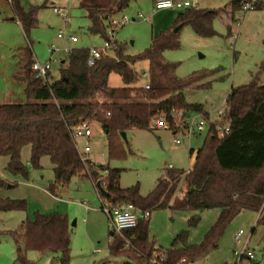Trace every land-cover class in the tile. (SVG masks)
Segmentation results:
<instances>
[{
    "label": "trees",
    "instance_id": "16d2710c",
    "mask_svg": "<svg viewBox=\"0 0 264 264\" xmlns=\"http://www.w3.org/2000/svg\"><path fill=\"white\" fill-rule=\"evenodd\" d=\"M3 1L12 12V19L28 37L29 31L37 26L38 13L44 5L25 7L21 0ZM132 1L79 0L78 8L89 22L87 32L108 41L106 30L111 16L126 9ZM242 2L231 0L226 12L231 19ZM263 8L264 1L254 3V10ZM217 17L219 10L184 8L176 15V31L169 29L154 36L150 46L132 58L148 62V88L144 83L136 84L142 72L138 74L131 65V58L115 40L111 54L100 56L91 65L87 63L89 49L73 48L67 59L62 60L57 77L51 81L48 79L50 71L45 79L32 71L33 53L28 44L17 47L13 54L15 69L11 78L22 88L28 101L0 103V156L8 158L6 171L27 178L28 168L21 161L20 153L23 147L29 146L31 168L40 169L39 161L43 156L50 159L53 182L48 192L53 195L54 186H64L73 176H79L89 178L96 187L99 183L102 188L101 191L97 187L99 196L112 206L132 204L149 213L157 207L191 211L220 209L203 240L182 248L156 247L148 237V220L123 230L122 234L130 240V252L120 250L123 239L112 235L109 253L124 255L128 260L126 264H190L217 247L226 226L241 211L257 212V220L264 222V85L258 84V74L253 75L249 83L230 89L222 116L209 123L188 172L165 169L166 178L160 176L146 194L139 192L138 184L120 187L119 168L104 164L93 168L92 163L86 169L71 137L70 127L78 120L97 121L106 134L108 159H120L125 156L120 132L151 130L150 122L159 113L165 115L169 129L175 131V113L180 112L181 117L201 113L202 106L188 102L183 89L192 85L206 86L209 83L201 81L214 71H196L180 78L175 74L178 63L166 61L163 52L179 48V30L186 24L200 37L216 35L212 25ZM112 73L121 77L124 86L108 84ZM202 116L208 119L206 113ZM227 121L229 131L220 134V128ZM102 171L106 172L104 177L100 174ZM7 183L9 181L0 175V189ZM180 183L184 191L180 190ZM13 210H26V201L0 196V211ZM192 223L195 224L194 219ZM69 231L66 214L34 213L32 219L27 218L17 229L5 231L16 244L13 264H32L25 256L27 250L40 255L51 253L50 264H69Z\"/></svg>",
    "mask_w": 264,
    "mask_h": 264
},
{
    "label": "rangeland",
    "instance_id": "374dc122",
    "mask_svg": "<svg viewBox=\"0 0 264 264\" xmlns=\"http://www.w3.org/2000/svg\"><path fill=\"white\" fill-rule=\"evenodd\" d=\"M197 1L199 8L219 10V17L212 25L216 35L200 37L186 24L179 30V48L165 50L163 57L168 62L178 63L175 74L180 78L196 71H214L201 81L208 82L206 86L192 85L183 89L186 100L200 104L201 113H206L208 119L204 129L190 135L173 133L169 128L128 129L125 139L122 138L125 156L112 160L108 159L107 138L99 122L90 121L92 134L89 139H78L80 148L85 144L90 145L89 159L93 168L96 164H104L121 169L119 186L122 188L138 184L139 192L146 194L169 163L175 169L184 172L188 170L205 138L209 123L215 120L217 110L225 105L230 89L249 83L255 74L259 76L258 84L264 85V8L237 11L231 19L226 13L231 0ZM21 3L25 7L29 4L44 6L38 13L37 26L29 31L28 37L17 22L0 20V103L28 101L22 88L11 78L15 69L13 54L17 47L28 44L37 60L44 63L50 57V45L58 49L64 46L93 49L104 47L106 42L103 37L87 32L89 22L83 10L78 8L79 0H21ZM153 3V0H133L126 9L111 16L118 24L109 23L106 30V33L113 30V39L123 48L124 54L131 58V65L138 74L147 71L148 62L134 61L132 58L149 47L154 36L169 29L174 31L178 26L175 24L176 15L182 10L167 8L154 11ZM52 6L60 7L69 21L65 22L64 18L54 13ZM5 12L11 16L9 10ZM1 15L4 17V14ZM123 16L126 21L122 19ZM59 30H63L67 36H75L77 41L71 43L66 38H58ZM55 57L57 61L51 63L49 70L50 81L57 77L61 61L67 59V55L62 52L55 53ZM147 79L141 74L136 84L142 85ZM108 84L112 87L124 86L121 77L114 73L110 74ZM174 118L176 122H181L180 112ZM174 138H179L180 143L175 144ZM29 154L30 147H23L20 159L28 168L27 178L6 171L8 158L0 156V175L9 181L1 188V194L3 197L26 201V210L0 211V264H13L16 259V244L5 231L17 229L24 220L32 219L36 212H59L69 218V264H126L128 260L124 255L112 256L109 253V244L114 239L112 235L117 233L109 227L108 217L102 210L103 197L99 196L92 180L73 176L64 186H54V195L60 201L48 195L45 198L37 188L48 190L52 184V164L47 156H43L39 161L41 168L33 169L29 164ZM100 174L104 177L106 172ZM10 183L15 185L11 186ZM179 187L184 191L182 183ZM103 203H107L105 198ZM219 212V208L191 211L157 207L151 210L148 218L149 240L162 249L171 245L182 248L198 244L217 220ZM257 217V212L241 211L226 226L217 247L190 264H264V222L257 220ZM239 229L244 233L241 235V243H236L234 234ZM117 235L124 242L120 250L130 252L125 240L127 238L123 234ZM246 239V247L254 257L248 259L244 256L236 263L237 253ZM25 256L32 264H50L52 254L40 255L36 251L27 250Z\"/></svg>",
    "mask_w": 264,
    "mask_h": 264
},
{
    "label": "built area",
    "instance_id": "2783aa9c",
    "mask_svg": "<svg viewBox=\"0 0 264 264\" xmlns=\"http://www.w3.org/2000/svg\"><path fill=\"white\" fill-rule=\"evenodd\" d=\"M7 3H11V0H5ZM261 0H243L240 12H245L248 10L254 9V3ZM264 1V0H262ZM197 8L198 1L197 0H155L153 3V10L157 11L159 9H167V8H178V9H184V8ZM52 10L57 15L64 18L65 22L69 21V18H67L66 14L62 13V9L60 7L52 6ZM138 16H141V14H138ZM122 19L126 21V17L123 16ZM111 24H118L114 19L110 18ZM58 38H66L69 42L75 43L77 41V38L73 35H66L63 30H59L57 33ZM107 37L109 38L108 41L105 42V46L102 48H93L88 50V57H87V63L89 65L93 64L95 59H98L100 56L104 54H109L110 48L114 46V39H113V30H108ZM73 50V48L69 46H64L62 49L55 48L54 46L50 45L48 46V51L50 52L49 59L44 62L40 63L36 56L32 54V63H31V69L35 72L36 76L45 79L47 76V73L50 70L51 63H54L57 61V58L55 57V53L62 52L65 55H69L70 52ZM62 62V61H61ZM142 76H146L148 78L147 71H143ZM145 88H148L147 80L145 81ZM225 104H226V98H225ZM225 105L217 110L215 120L211 122L217 121L224 111ZM176 114V113H175ZM174 114V115H175ZM109 113H106V116H108ZM197 117V118H196ZM206 121L201 113H198L197 115H186L183 114L181 117V122H176L175 124V131L176 132H182L184 135L188 134L190 135L193 132H200L204 129L206 126ZM150 126L153 129L156 128H169V124L167 120L165 119V115L163 113H159L153 116ZM71 130V137L75 143L76 150L78 152V155L85 165V168H88L89 164H92L89 159V152L91 151V147L89 144H85L82 148L78 145V139H89L92 134L91 129V122L88 119H80L75 124H73L70 127ZM229 131V122L227 121L222 127L220 128V134H223L225 132ZM174 143L179 144L180 139L174 138ZM167 170L174 169V166L172 163H169L167 165ZM189 170V169H188ZM188 170L185 172L187 173ZM164 178H166L165 171L162 173ZM94 184V183H93ZM95 188L97 189L96 185L94 184ZM102 198V210L107 215L109 220V227L112 229L113 232H116L117 234L121 235L123 230L134 227L139 221H146L149 218V211L148 210H141L137 207H135L132 204H119L117 206H112L108 201L107 203H103ZM244 232L239 229L234 234V240L236 243H241V235ZM127 242V245H130V240L125 239ZM247 239L242 243V247L237 253V262H239V259L241 256H246L248 259H252L254 257L252 251L248 250L246 247ZM164 256V253L161 254Z\"/></svg>",
    "mask_w": 264,
    "mask_h": 264
},
{
    "label": "crops",
    "instance_id": "0c3cea01",
    "mask_svg": "<svg viewBox=\"0 0 264 264\" xmlns=\"http://www.w3.org/2000/svg\"><path fill=\"white\" fill-rule=\"evenodd\" d=\"M66 1V0H65ZM155 0H153V2H154ZM5 10H9L10 11V9L8 8V6L4 3V1L3 0H0V20L1 19H4V20H12V21H15V20H13L12 19V12L10 11L9 13H10V17L8 16V15H6V14H8V12H5ZM1 14H4V17H2V15ZM15 22H17V21H15ZM18 23V22H17ZM19 24V23H18ZM14 82V81H13ZM15 84H16V82H14ZM4 102H10V101H4ZM190 150H192V149H190ZM190 150H189V152H190ZM187 171V170H186ZM185 171V172H186ZM57 187H62V185H60V186H57ZM37 189H39L41 192H42V194H43V196L46 198V195H48L49 197H52L54 200H56V201H60V198H58L56 195H53V194H51V193H49L48 192V190H46V189H43V188H37ZM0 194H1V189H0ZM55 194V193H54ZM1 196L3 197L4 195L3 194H1ZM6 196V195H5ZM59 199V200H58ZM149 216H150V214H149ZM111 235V234H110Z\"/></svg>",
    "mask_w": 264,
    "mask_h": 264
},
{
    "label": "water",
    "instance_id": "95a60500",
    "mask_svg": "<svg viewBox=\"0 0 264 264\" xmlns=\"http://www.w3.org/2000/svg\"><path fill=\"white\" fill-rule=\"evenodd\" d=\"M176 29L177 28H175L174 29V31H176ZM63 62V61H62ZM120 136H121V138H123V139H125V132H120ZM97 187L99 188V190H101L102 191V188L99 186V183H97ZM74 223V222H73ZM111 235H112V232L110 233ZM253 264H255V263H253Z\"/></svg>",
    "mask_w": 264,
    "mask_h": 264
}]
</instances>
